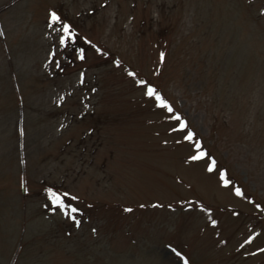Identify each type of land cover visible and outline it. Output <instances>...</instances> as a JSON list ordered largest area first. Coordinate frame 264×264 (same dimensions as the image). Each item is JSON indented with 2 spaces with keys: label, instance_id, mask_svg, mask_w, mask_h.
<instances>
[{
  "label": "rangeland",
  "instance_id": "obj_1",
  "mask_svg": "<svg viewBox=\"0 0 264 264\" xmlns=\"http://www.w3.org/2000/svg\"><path fill=\"white\" fill-rule=\"evenodd\" d=\"M261 249L264 0H0V264H264Z\"/></svg>",
  "mask_w": 264,
  "mask_h": 264
},
{
  "label": "snow or ice",
  "instance_id": "obj_2",
  "mask_svg": "<svg viewBox=\"0 0 264 264\" xmlns=\"http://www.w3.org/2000/svg\"><path fill=\"white\" fill-rule=\"evenodd\" d=\"M50 21H51V23L49 24V27H52L56 23H60L62 26L61 31L63 34L60 36V43L61 44L67 46L70 41H75L77 33L73 30V26L71 24L63 22L61 19V16L55 10H52L50 13ZM89 43H91V42L89 41ZM79 51H80V59H84L85 58L84 49L81 48ZM163 55L164 54L162 53L161 54L162 58H163ZM132 75L135 76L136 73H132ZM81 82H83V81H81ZM139 83L145 86V88H146L145 94L149 97L154 98V100L158 103V105L161 108H165L169 112L174 111L171 104L157 91V89L151 83H149L146 80H140ZM176 119L178 121H180L181 118L179 116H177ZM179 127H180V129L187 128V121L180 123ZM194 137H195V133L189 132L188 135L185 137V139L191 141V140H193ZM195 147L197 148V154L191 157L192 160H199L203 157L208 156V153L203 150L201 144L198 141L196 142ZM215 165H216V161L214 159H212L210 161L209 170H213L215 168ZM222 176L224 177V183L226 186L231 183V181L227 179L226 173H222ZM25 190L27 191V189H25ZM46 191L48 193L49 199L51 200V203L58 206V208L63 211V214L66 217H69L70 219L75 221L77 223V225H79L80 221L77 219V216L74 215V213L80 212L81 209L78 208L77 206L73 205L72 203L66 201L65 197L69 196L70 194L58 191L54 188H48ZM235 191L238 195H241V196L244 195L243 191L240 188H235ZM71 199L77 200V199H79V197L72 196ZM48 206L49 205H45V207H48ZM201 207H203V205H201ZM257 207H259V205H257ZM52 210L55 211L56 209L54 208ZM204 210L206 212L211 211L210 208H205ZM128 211H131V209H128ZM211 222L213 225L218 224V221L215 219H213ZM250 242H251V238L245 240L244 243L247 244ZM169 247L171 248L172 246L169 245ZM240 247L243 248L244 244H241ZM261 251H264V249H261ZM176 255L179 256L183 260V264H189L188 258L186 256H184L183 253L176 252Z\"/></svg>",
  "mask_w": 264,
  "mask_h": 264
}]
</instances>
